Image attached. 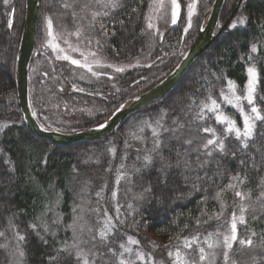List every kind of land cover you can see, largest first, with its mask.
I'll use <instances>...</instances> for the list:
<instances>
[{"label":"trees","instance_id":"1","mask_svg":"<svg viewBox=\"0 0 264 264\" xmlns=\"http://www.w3.org/2000/svg\"><path fill=\"white\" fill-rule=\"evenodd\" d=\"M77 1L56 0L55 8L73 14L79 8ZM149 1L119 0L120 7H109L106 16L101 13L96 22L105 27L101 29L94 24L87 33L91 31L99 41L98 49L102 54L115 63L125 64L143 52ZM228 1L224 0L219 17L229 14L232 4ZM16 2L10 12L9 4L0 0V232L5 234L0 237V245H7L0 247V264L15 262L16 233L26 238L21 245L25 256L20 264H77L74 256L57 253V249L65 246L75 253L73 245L77 242L85 254L99 250L96 264H118L119 244L126 236L138 240V248L148 254L147 247L152 242L147 234L165 242L156 244L153 252L166 259L169 251L179 244L182 247L185 237L191 240L199 236L204 242L209 233L227 232L232 213L240 214V204L250 206V211L245 214L247 223L238 224L239 238L246 239L252 232L257 236L253 237L252 247L235 244L230 256L236 264H264V201L256 199L264 179V122H256L254 146L242 151L234 134L225 131L227 122L216 119L217 114H223L236 121L237 126H243L238 109L242 107L243 114H250L251 106L244 99V90L247 68L253 63L259 76L255 106L264 115V101L260 99L264 97V0H241L238 10L242 7L245 23L232 29L226 26L169 94L129 115L109 137L66 146L35 136L23 123L14 73L24 21V0ZM65 2L73 7L64 8ZM84 2L88 5L93 1ZM180 33L177 25L164 32L162 50L154 54L153 67L143 72L126 71L122 75L116 93L118 98L115 95L104 103L105 116L99 121L124 101L154 86L179 62L184 53L179 50L184 45L181 42H185ZM253 44L257 46L255 53L251 52ZM193 67L196 72L189 74ZM225 96L232 103H228ZM237 96L241 97L239 101ZM212 100L218 107L210 111ZM156 120L163 125L156 129L163 145L158 152H153L151 132ZM142 123L149 126L144 128ZM136 126L143 127L138 137H135ZM206 127L214 129L216 137L224 140V153L214 151L210 157L205 155L202 145L213 138L211 133L202 130ZM189 139L191 145L185 143ZM149 154L154 163L146 168L144 157ZM161 158L173 165L167 186L158 183ZM185 160L191 166L187 179L184 178ZM241 160L245 163L241 164ZM178 161L179 167L176 166ZM120 165L126 170L120 183L123 187L126 184L121 188L124 200L123 194L118 196L123 216L113 218L114 228L108 241L102 243L93 208L103 202L104 207L113 212L110 200L115 189V170ZM237 173L247 176L238 190L251 192V199L241 201L228 190L218 198L217 193L226 189ZM149 187L152 191H145ZM221 204L224 205L223 215L217 220L215 214L221 212ZM253 215L259 218L253 219ZM226 221L228 226H225ZM33 224L38 226L47 243L33 231ZM81 226L85 227L83 234ZM88 228L92 229L91 233ZM93 234H97L96 248L92 246ZM109 248L117 255L109 252ZM208 250L206 247L205 251ZM214 250L223 252L222 248ZM54 256L56 260L50 259ZM92 258L89 255V259ZM135 264L149 263L137 261ZM215 264H224L222 255L216 258Z\"/></svg>","mask_w":264,"mask_h":264},{"label":"rangeland","instance_id":"2","mask_svg":"<svg viewBox=\"0 0 264 264\" xmlns=\"http://www.w3.org/2000/svg\"><path fill=\"white\" fill-rule=\"evenodd\" d=\"M16 1L17 0H8L6 5L9 4L8 8L10 12L15 8L14 5L18 3ZM86 1L90 3V0ZM92 1V3L88 4L87 8L84 7V0L77 1L79 8L75 10V16H73V14H67L62 11L59 12V10L55 8L56 0H39L35 45L28 67V102L32 114L35 113V115H33L35 120L43 128L53 132L69 134L78 130L97 126L105 121L107 117L99 121L105 116L106 106L104 103L108 101L110 97H114L119 91L120 79L122 78V75L126 71L138 72L139 69L143 72L144 69L150 68L152 66L151 63L153 61L154 54H157L159 53L158 51L162 50L161 47L163 45L164 32L175 25H177L180 29L181 39L185 40V42L181 40L182 45L183 43L184 45H181L182 47L179 50L181 52L184 51L185 53L190 46L189 44L194 40L198 30L204 25L214 0H177L180 8L178 10L177 22L175 24L172 23L173 6L171 0H150L144 23L146 36L144 50L141 54L135 56L131 61L125 64L115 63L113 60L102 54L98 49V43L92 36L91 31L87 33L89 29L93 28L90 27V24L93 23L91 20V12L98 11L100 13H105L108 10V8L103 7L105 0H100V3H97L96 0ZM232 2L233 1L230 0L228 1V4L231 5L233 4ZM190 4H195V9L192 15L191 27L189 28L188 6ZM241 8L242 7L239 8L236 16H234L228 23V29L233 28L231 27L232 24H236V26L241 25L239 23V19L244 17V13ZM228 15L226 17H219V23L216 29L224 23ZM146 17L151 18L150 22L154 25L152 29L147 27L149 20L146 19ZM46 18H51L53 21V36L56 37L54 40L52 37L47 35ZM95 24L100 25L99 22H95ZM185 28L188 29L187 32H185ZM77 30H79V36L75 34ZM65 40L68 41V44L64 42ZM49 42H51V44L58 45L59 48H63L64 52H60L59 48L54 51ZM69 45H71V48ZM73 48L76 50L73 51ZM93 52L96 53L95 56L90 54ZM81 53H83V56ZM184 53H181L182 56ZM58 56H68L70 58L58 59ZM85 57H87V62L90 64L92 71L71 62L72 59H76L80 60L81 63H84ZM158 58H160V56ZM108 65H112V67H108ZM117 67L124 68V71H116ZM195 70L196 68L193 67L189 74L196 72ZM92 72H96L98 75L94 76ZM140 80H143V78H140ZM246 86L247 83L244 90L245 95ZM74 89H82L92 95L88 96L81 93L76 94L73 91ZM116 98H118V95H116ZM119 98L122 102L123 93L120 94ZM131 99L124 101L121 105H124ZM243 115L244 114L239 111V120L242 122V125ZM157 121L158 120L154 122L151 133H153V129H157ZM141 126L147 128L149 125H144L142 123ZM140 127L136 126L134 128L135 137H138L142 132L143 127ZM126 139H129V135H126ZM124 173H126V170L123 165H120V167H117L115 170V189L113 191L115 195L112 194V199L110 200V208L112 204L113 212H110L107 207H104L103 202H101L98 207L93 208L92 215L94 216L96 226H98V231L103 227L106 218H111L112 222L113 218L122 219L123 212L120 210L121 205L119 203L121 199H118V196L123 194L121 188L124 189L126 184L124 187L121 186L120 183L122 178L119 179V182L117 181L118 177H123ZM103 185L104 184H102V187ZM147 236H150V241L152 242V244L147 247L149 250L147 255H145L143 251L138 248L139 243H129V237L126 236L125 241L120 243L119 246L124 244L125 247L131 248L132 251L124 252V250L120 248L121 252H124V255L123 257L118 255L117 262L119 259L123 258L126 260H132L135 263L137 261L142 263L147 261L149 264H166L168 261V264H172V258L168 256V253L165 256L166 259H164V257L160 254L155 255L153 252L156 248V244H165V242L159 237H154L151 234H147ZM205 240L206 238L204 241ZM182 243L184 244V241H182ZM202 245H205L204 248L206 250L207 245L199 239L195 243V249H198V247ZM177 247H179L183 252H190L193 256H196L195 252L184 249L183 245L181 247L179 244ZM176 249L171 251L175 252ZM220 251H215L217 253L216 258L219 255H222V253L220 254ZM137 252L143 253L145 259H137ZM14 256L16 257V263L10 262V264H17L16 254Z\"/></svg>","mask_w":264,"mask_h":264},{"label":"snow or ice","instance_id":"3","mask_svg":"<svg viewBox=\"0 0 264 264\" xmlns=\"http://www.w3.org/2000/svg\"><path fill=\"white\" fill-rule=\"evenodd\" d=\"M97 3H100V0H96ZM4 3L7 4L8 0H4ZM172 6H173V11H172V23L175 24L177 22V16H178V10L180 8L179 3L177 2V0H171ZM120 3L119 0H105V3L103 4V7L105 8H117L120 7ZM64 8H71L73 7L72 4H69L67 2H65L63 4ZM85 8L88 7V5H84ZM195 9V4H190L188 6V27H191V20H192V15ZM103 15H108L107 12L103 13ZM73 16H75V13H73ZM101 16V13L98 11H93L91 12V20H92V24H90V27H94V24L97 20V18ZM146 19L149 20V23L147 25V27L149 29H152L154 27V25L150 22L151 18L150 17H146ZM245 19L244 17H241L239 19V23L240 24H244L245 23ZM121 23H123L121 21ZM12 26V21L9 20V27ZM46 26H47V35L49 37H52L53 40L56 39L55 36H53V21L51 18H46ZM105 27V25L103 23L100 24V28L103 29ZM231 27L235 28L236 24H232ZM262 27H264V25H262ZM187 28H185V32H187ZM77 36H79V30H77V32L75 33ZM66 44H68V41L65 40L64 41ZM50 46L53 48V50H57L59 48L58 45L55 44H51ZM97 43H99V41H97ZM69 47L71 48V45H69ZM73 51H75L76 49H72ZM60 52H64L63 48H59ZM251 52L255 53L257 52V46L255 44H253L251 46ZM92 56H95L96 53H90ZM81 55L83 56V53H81ZM58 59L62 58V59H69L70 57L68 56H58ZM248 59L251 61L252 60V56L249 55ZM71 62L75 65H78L80 67H84L87 68L89 71H92V68L90 66V64L87 62V57H85V62L81 63L80 60H76V59H72ZM108 67H112V65H108ZM116 71L118 72H122L124 71V68L122 67H117ZM92 74L98 75V73L96 72H92ZM247 75H248V80H247V86H246V95L244 96V99H246L247 104L250 105V114H244L243 115V126L239 127L237 126L236 121L228 118L227 116H224L223 114H217L216 119L217 122H227V128L225 129V131L227 133L230 134H234L235 139L239 142L241 150H246L249 149L250 146H254V140L256 137V122L257 121H262L264 122V115H262V110L258 109L255 106V93L257 91V85L259 82V76H258V72H257V68L255 66V64L253 63L252 66L247 68ZM229 85L232 86V81H229ZM225 100L228 103H232L231 100L228 99L227 96L224 97ZM237 101H239L241 99V97L237 96L235 97ZM261 101H264V97H260ZM212 108H210L211 110H215L218 106H217V102L215 100H212ZM239 111L241 113H244V108H239ZM33 115H35V113H33ZM157 127L159 128H163V125L160 123V121L156 122ZM100 128H103L104 125H100ZM165 131H167V129H164ZM204 132L206 133H211L213 138L211 139H207L206 142L202 145L203 149L205 150V155L207 156H212L214 151H218L220 153H224L226 151V145L223 139H220L218 137H216L215 134V130L211 129V128H203L202 129ZM264 135V134H262ZM153 152H158L162 145H163V141L160 139L159 134L157 133V131L155 129H153ZM185 143L191 145L192 144V140H186ZM144 167H149L151 165H153L154 160H153V156L151 154L146 155L144 157ZM184 168H185V174H184V178L187 179V172L190 169V164L187 160H185L184 162ZM245 161L241 160V164H244ZM177 167L180 166L179 161L177 162ZM202 166V165H201ZM173 167V165L170 162L164 161L163 158H161L160 160V167L158 169L159 172V176H158V183H160L163 186H167L168 183V179H169V170ZM123 177H118V181L119 179H121ZM247 179V176L244 175L242 176L240 173H237L236 175L231 177V182L226 186V189H221L220 192L217 193V197L219 198L222 194V192H224L225 190L228 191H232L234 193L235 197H239L241 201H245V200H249L251 199V192L249 193H244L240 190H238L240 185H243L245 183ZM259 187H261V191L259 193V195L256 197L257 201H264V179L261 180V184L259 185ZM145 191L150 192L152 191L151 187L145 189ZM99 195V194H98ZM113 195H115V193H113ZM129 207L131 208L132 205H129ZM223 210H224V205L221 204V212L219 214H215V218L217 220L220 219V217L223 215ZM250 211V206H245L244 204H240L239 205V215H236V212L234 211L232 213L231 216V221H230V227L229 230L227 232H215V233H209L207 239L204 241V244L207 245V248L209 250H213V251H205V248L203 246L198 247V249H194L193 245L196 243V241L199 240V236H194L191 240H189L187 237L184 238V244H183V248L184 249H188V250H192L193 252L196 253V256H193L190 252H183L181 251V249L179 247H177L176 251H169L168 252V256L170 258H172V264H215L216 261V256L217 253L214 251V249L216 248H222L223 252H222V258L224 261V264H229V261L231 260V264H236L235 260H232L231 256H230V252L232 251L233 247L235 244H238L240 247H252L254 245V240L253 237L257 236V233L252 232L246 239L244 238H239L238 236V224L239 225H245L247 223L246 221V217L245 214L248 213ZM253 219H258L259 217L253 215L252 216ZM209 219H212V217L210 216ZM205 223H207V221H204ZM199 223V221H198ZM225 226H228V222H225ZM33 231L36 232L37 236L44 242L47 243V240H44V237L40 235V232L37 230L38 226L33 224L31 225ZM185 227H188V225H185ZM114 228V224L112 222L111 218H106L105 223L103 225V227L98 231V238L99 240L103 243V242H107L108 238H109V233L111 232V230ZM44 231L47 232L48 229L47 227L44 228ZM85 231V227L81 226L80 227V232L81 234H83ZM88 232H92L91 228L87 229ZM5 234L3 232H0V237L4 236ZM15 239L17 241V245H16V256H17V264H20V259L23 258L25 256V252L22 248V243L25 241V236L21 235L19 233H16ZM91 240H92V246L93 248H96V241H97V234H93L91 236ZM129 243L131 244H138L139 241L129 237ZM0 247H4L6 248L7 245H0ZM167 247V246H165ZM73 248H75V253H73L72 251H69L68 247L65 246L63 248L57 249V253L59 255V253L64 252L67 253L68 256H74L77 264H96V259L95 257L97 256L99 250L97 249L96 252H92L90 250L89 254H85L84 250L82 248H80V244L79 242L75 243L73 245ZM120 248L124 250V252H131L132 249L131 248H127L125 247L124 244L120 245ZM109 252H112L113 255H117L116 252H114L111 248L108 249ZM124 252H120L119 256L123 257ZM89 255H91L93 258L89 259ZM137 259L139 260H144L145 257L143 255V253L137 252L136 253ZM50 259L52 260H56L57 257H51ZM118 264H135L134 261L132 260H126V259H119Z\"/></svg>","mask_w":264,"mask_h":264},{"label":"water","instance_id":"4","mask_svg":"<svg viewBox=\"0 0 264 264\" xmlns=\"http://www.w3.org/2000/svg\"><path fill=\"white\" fill-rule=\"evenodd\" d=\"M25 13L21 38L16 54L15 89L25 127L35 136L66 146L84 141L107 138L114 134L117 127L131 114L159 100L175 89L189 67L210 47L234 17L241 0H235L224 23L216 29L224 0H214L204 25L198 30L194 40L179 62L157 84L119 106L101 124L65 134L43 128L34 118L28 102V67L35 45L38 23L39 0H24ZM75 93L91 96L92 94L74 89ZM100 125H104L100 128Z\"/></svg>","mask_w":264,"mask_h":264}]
</instances>
